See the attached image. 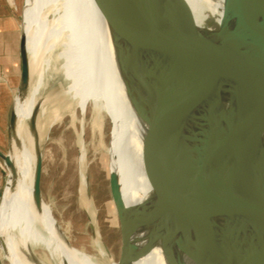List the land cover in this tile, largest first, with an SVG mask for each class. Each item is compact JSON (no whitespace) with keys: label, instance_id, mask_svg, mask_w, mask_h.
I'll return each mask as SVG.
<instances>
[{"label":"water","instance_id":"water-1","mask_svg":"<svg viewBox=\"0 0 264 264\" xmlns=\"http://www.w3.org/2000/svg\"><path fill=\"white\" fill-rule=\"evenodd\" d=\"M95 1L110 30L125 92L149 127L148 142L172 161L154 183L140 218L174 261L180 256L184 264H264V0H251L250 43L223 27L213 32L211 21L206 30L212 32L201 30L185 0ZM21 58L22 87L28 90L24 33ZM180 67L198 68L205 86L218 93L226 127L184 95ZM0 159L14 170L10 154L0 152ZM42 170L41 151L36 200H43ZM185 209L217 224L226 240L213 250L177 239L168 231V219ZM118 211V264H125L128 244ZM31 261L41 264L35 255Z\"/></svg>","mask_w":264,"mask_h":264},{"label":"bare ground","instance_id":"bare-ground-1","mask_svg":"<svg viewBox=\"0 0 264 264\" xmlns=\"http://www.w3.org/2000/svg\"><path fill=\"white\" fill-rule=\"evenodd\" d=\"M185 1L201 30L212 32L206 30L207 22L211 21L213 32L223 27L242 40L252 41L251 0ZM23 4L22 34L26 36L30 84L27 90L21 81L11 112L10 158L15 168L9 169L0 203V250L5 259L10 264H35L31 257L40 249L53 261L39 259L41 264H97L91 254L70 245L53 210L44 200H36L34 190L41 141L53 114L48 110L49 102L39 99L43 87L39 69L46 52L62 47L59 55L64 60L62 69L72 79L69 92L79 99L80 111L85 113L88 102L94 101L106 108L112 119L108 148L111 187L116 212L119 215L121 210L125 223L123 233L128 244L125 264H184L180 256L176 261L168 257L154 239L151 226L140 218L141 210L152 200L154 183L172 161L148 142L149 127L138 118L125 92L101 9L95 0H24ZM35 72L38 78L33 81ZM178 73L184 95L226 127L225 106L218 93L205 86L201 71L180 67ZM82 183L87 190L85 176ZM168 231L180 241L204 249L215 250L226 240L225 232L217 224L186 209L168 219ZM100 251L107 255L101 247Z\"/></svg>","mask_w":264,"mask_h":264},{"label":"rangeland","instance_id":"rangeland-1","mask_svg":"<svg viewBox=\"0 0 264 264\" xmlns=\"http://www.w3.org/2000/svg\"><path fill=\"white\" fill-rule=\"evenodd\" d=\"M10 2L17 11V19L21 20L24 0ZM61 51L59 47L46 52L39 69L43 75L39 99L48 101V110L53 111L41 141L42 198L53 210L61 231L74 248L91 254L97 264L117 263L121 256L122 235L111 187L108 148L112 119L107 109L94 101L88 102L85 113L80 111L79 99L69 92L72 79L63 72ZM37 78L38 73H33L32 80ZM16 95L17 91L14 102ZM11 152L10 145L7 154ZM8 176L9 169L0 159V203ZM83 176L88 180L89 191L83 188ZM100 247L104 250L106 247L110 255L103 256ZM4 256L0 250L2 263L10 264ZM36 257L53 263L44 250H37Z\"/></svg>","mask_w":264,"mask_h":264},{"label":"crops","instance_id":"crops-1","mask_svg":"<svg viewBox=\"0 0 264 264\" xmlns=\"http://www.w3.org/2000/svg\"><path fill=\"white\" fill-rule=\"evenodd\" d=\"M10 0H0V152L10 148V118L14 94L22 81V19ZM0 264H3L0 259Z\"/></svg>","mask_w":264,"mask_h":264}]
</instances>
